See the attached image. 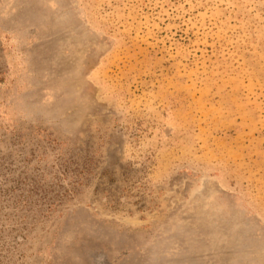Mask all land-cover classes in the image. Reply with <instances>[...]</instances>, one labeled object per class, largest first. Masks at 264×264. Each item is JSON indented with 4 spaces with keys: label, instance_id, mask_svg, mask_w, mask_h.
Returning a JSON list of instances; mask_svg holds the SVG:
<instances>
[{
    "label": "rangeland",
    "instance_id": "1",
    "mask_svg": "<svg viewBox=\"0 0 264 264\" xmlns=\"http://www.w3.org/2000/svg\"><path fill=\"white\" fill-rule=\"evenodd\" d=\"M0 264H264V0H0Z\"/></svg>",
    "mask_w": 264,
    "mask_h": 264
}]
</instances>
